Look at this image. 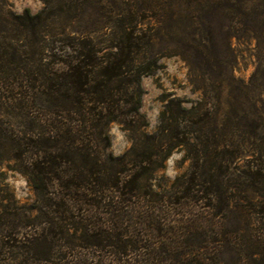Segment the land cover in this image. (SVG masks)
I'll use <instances>...</instances> for the list:
<instances>
[{"label": "trees", "instance_id": "obj_1", "mask_svg": "<svg viewBox=\"0 0 264 264\" xmlns=\"http://www.w3.org/2000/svg\"><path fill=\"white\" fill-rule=\"evenodd\" d=\"M182 1L190 10L236 11L249 32L264 24L251 0ZM49 17L46 8L14 15L27 47L0 48V166L14 162L36 196L33 206L0 197V264H220L225 249L236 254L233 264H264V168L248 160L233 170V157L203 139L206 91L190 106L170 96L156 131L114 155L110 123L148 126L142 78L159 66L148 51L153 36L132 11L131 28L119 14L108 41L51 35ZM213 48L200 59L218 60ZM179 146L195 150L189 169L156 184Z\"/></svg>", "mask_w": 264, "mask_h": 264}, {"label": "rangeland", "instance_id": "obj_2", "mask_svg": "<svg viewBox=\"0 0 264 264\" xmlns=\"http://www.w3.org/2000/svg\"><path fill=\"white\" fill-rule=\"evenodd\" d=\"M250 4L252 10H264V0H251ZM44 8L50 16L44 29L51 35L65 32L108 41L121 28L119 14H126L124 25L131 28L132 11L133 22L141 20L153 36L148 51L159 59V66L142 78L141 112L148 126L131 130L119 122L110 123L111 153L120 155L127 151L142 131L155 132L170 96L179 97L190 106L202 97L204 90L208 97L204 100L211 104L209 119L200 126L203 139L211 146H222L226 158L233 157V170L248 160L264 168V24H256L249 32L245 30L247 23L239 21L236 11L234 17L232 11L208 6L190 10L182 0H0V48L11 44L19 49L27 47L21 46L25 44L23 28L12 19L27 9L36 13ZM211 46L218 53V60L200 59L199 51L207 54ZM3 112L5 109L0 106L1 117ZM193 152L186 146L174 148L158 171L155 183L168 186L176 176L185 173ZM10 194L19 205H35V192L27 177L14 169V162H4L0 166V197ZM247 194L253 201L260 198ZM235 219V210L231 208L228 224L231 226ZM219 258L220 264H233L236 254L225 249Z\"/></svg>", "mask_w": 264, "mask_h": 264}, {"label": "clouds", "instance_id": "obj_3", "mask_svg": "<svg viewBox=\"0 0 264 264\" xmlns=\"http://www.w3.org/2000/svg\"><path fill=\"white\" fill-rule=\"evenodd\" d=\"M17 10H18V11H22V9H19V8H18Z\"/></svg>", "mask_w": 264, "mask_h": 264}]
</instances>
